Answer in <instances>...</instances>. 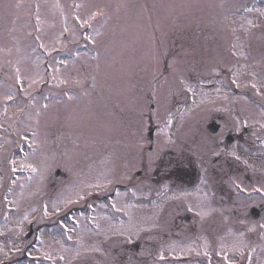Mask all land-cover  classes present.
Listing matches in <instances>:
<instances>
[{
  "label": "rangeland",
  "instance_id": "1",
  "mask_svg": "<svg viewBox=\"0 0 264 264\" xmlns=\"http://www.w3.org/2000/svg\"><path fill=\"white\" fill-rule=\"evenodd\" d=\"M251 1L0 0V219L14 220L2 231L14 238L27 231L25 222L37 220L47 232L34 250L33 241L26 244L47 262L16 264H198L191 259L207 254L214 255L208 264L226 258L244 264L248 256L249 264H264V196L236 191V185L264 187V158L259 165L243 159L253 147L223 148L218 142L226 132L210 137L206 129L216 113L226 131L259 130V123L264 136V112L258 118L256 110L264 103L256 94L264 84L256 76L264 64V0ZM77 43L86 48L73 50ZM59 49L66 55L58 56ZM166 63L172 71L154 90ZM8 100L19 111L13 117L6 115ZM152 102L154 112L147 109ZM146 110L158 123L153 151L144 147L151 145L142 133ZM167 144L165 150L196 164L185 174L198 173L180 182L174 175L163 185L170 191L164 202L149 210L138 202L144 185L132 188L130 175L140 168L139 150L152 160ZM17 146L24 154L11 162ZM233 153L239 158L224 160ZM23 166L35 168L33 176L11 179L12 169ZM56 167L66 176L54 178ZM147 168L142 182L155 186V162ZM116 180L131 186L119 189ZM19 184L27 190H16ZM95 184L99 190L88 192ZM258 203L262 214L252 220L249 210ZM178 215L179 229L172 231ZM135 243L140 250L128 259ZM10 247L0 262L13 258Z\"/></svg>",
  "mask_w": 264,
  "mask_h": 264
},
{
  "label": "snow or ice",
  "instance_id": "2",
  "mask_svg": "<svg viewBox=\"0 0 264 264\" xmlns=\"http://www.w3.org/2000/svg\"><path fill=\"white\" fill-rule=\"evenodd\" d=\"M190 91H191V89H189ZM169 124L171 123V120L169 119ZM234 154V153H233ZM238 158V157H237ZM29 167H32L31 165H29ZM33 171H35L36 169L35 168H33L32 169ZM200 215L203 217V215H206V213H200ZM46 258H48V259H51V257L49 256V257H46Z\"/></svg>",
  "mask_w": 264,
  "mask_h": 264
},
{
  "label": "flooded vegetation",
  "instance_id": "3",
  "mask_svg": "<svg viewBox=\"0 0 264 264\" xmlns=\"http://www.w3.org/2000/svg\"><path fill=\"white\" fill-rule=\"evenodd\" d=\"M258 145H259V142H258ZM256 149L258 150V152L260 151V147L259 146Z\"/></svg>",
  "mask_w": 264,
  "mask_h": 264
}]
</instances>
